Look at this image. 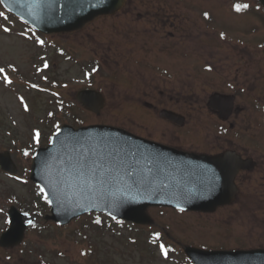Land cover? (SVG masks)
<instances>
[{"label":"rangeland","instance_id":"374dc122","mask_svg":"<svg viewBox=\"0 0 264 264\" xmlns=\"http://www.w3.org/2000/svg\"><path fill=\"white\" fill-rule=\"evenodd\" d=\"M127 3L115 15L98 18L79 31L50 36V38L59 41L67 40V44H71L69 47L72 51V59L63 60V58L57 57L49 74L52 78L58 77V90L71 99L75 97L76 91L86 83H93L95 88L104 90L106 105L99 115L79 106L76 108V115L82 120H86V124H115L146 133L141 128L137 129L138 126L143 125L141 120L143 116L141 114L133 115L138 112V102L142 101L143 95L135 97L132 96V93H136L141 84L146 89L145 82L156 78L157 63L160 56L151 53L150 59H145L140 51L141 47L150 49L153 45L157 52L162 54V51L172 47L175 41V37L171 35L172 31L169 29L171 27L170 20L187 23V20L201 18V12L207 8L212 9L215 16H220L221 9H230L231 0H128ZM162 12H172L168 16L171 18L167 20L169 23L166 26L168 30L162 28L161 23L156 24L155 16ZM225 16L224 14L220 17L221 22L224 21ZM252 18L258 19L252 13L246 14L243 18H235V15H229V19L243 29H248V23ZM244 23L245 25L242 26ZM192 32L212 33L214 29L206 28L203 23L200 30L193 29ZM248 36L254 40L253 43L256 46L251 45L242 49L233 46V43L227 47L229 43L226 42L224 48H221L214 44L201 43V48L208 56V60L204 58L202 64L204 73L213 71L215 75H219L226 82H236L237 85L248 87L249 92L240 95V99L237 98V102L239 101L241 106H245L243 100L252 103L253 96L264 97V54L262 53L264 51L257 46L259 44L257 42L264 39V24L256 32H249ZM37 50V46L28 39L22 38L17 33H6L0 27V68L11 74L15 81L24 78L27 83V87L23 84L20 85L19 89L17 84L12 81V86L5 83L6 80L3 81L4 83L0 82V109L2 113L9 111L15 116L18 126L17 129L12 128L20 132L24 141H29V138L32 139L33 133L27 127V118L21 107L23 105L21 98L22 100L27 98L36 114L42 115L45 114V109L48 107L47 101L50 96L48 92L36 93L29 89V85H36L41 82L40 76L43 75V73L36 74L40 70L35 67L34 61L39 64L42 62L40 58L34 57ZM199 56L202 57L201 54ZM244 57L247 61L241 63ZM94 59L100 64L99 70L88 75L84 74L83 64L89 66ZM207 63H210L211 66L204 65ZM205 66H210L211 70H206ZM248 93L251 94L252 98L246 96ZM252 113L255 115V110L247 109L237 120L241 122L243 117ZM192 120L190 126L183 131L192 129L193 132L187 133L191 135L198 133L202 139L213 136V129L210 126L202 125L197 129L193 126L197 118L194 117ZM213 123L208 125H213ZM7 125L10 126L9 123ZM7 125L6 128H8ZM251 126V122H246L245 127ZM6 128L0 130V135L5 138H0V142H2L0 148L3 145L6 147L14 145L8 135L9 133L6 132ZM183 131L177 133L172 128L163 126L162 129L154 131V136L165 137L169 142L182 144L186 147L198 145L199 141L196 138L184 135ZM234 145L240 148L244 147L235 141ZM261 145L264 146V143ZM12 154L17 165L25 167L30 165V158H17L14 153ZM23 174L26 175V172ZM247 182H244L243 185L245 189L261 185L260 174L253 180L252 185ZM29 193L28 184H21L15 177L0 171V212L5 207L4 200L9 202V199L13 198V194L23 197L25 201ZM241 203L247 204L248 199H242ZM244 212L248 215L247 211ZM150 214L158 226L169 225L175 230L176 235L185 240L184 242L202 241L223 245L229 242L232 246L243 243L245 246L264 245V226L256 225L254 230L260 228L259 232L256 231L260 234L255 233L256 236L249 238V240L244 238L243 235H247V228L241 226V220L245 217L243 213H239V217L234 218L233 232L228 231L222 225L223 222L220 223L221 227L217 225L216 219L222 220V218L208 214L178 215L169 209L155 207L150 209ZM237 214L235 213V215ZM257 214L263 215L262 212H257ZM87 222H90V218L83 217L57 228L55 223H44V219H41L39 226L30 228L27 232L26 242L23 246L10 249L0 247V264H174L162 259L160 253H157L154 260L144 258V253L141 250L130 243L126 244V241H121L116 236H111V232L103 236L100 230L91 231L89 228L87 229ZM194 223L195 225L192 226ZM4 224L5 215L0 214V233ZM80 229H83L82 232L79 231ZM124 230L127 233L130 231L128 227ZM194 230L201 237H194L191 233ZM216 234H218L217 236L222 235L224 238H215L214 235Z\"/></svg>","mask_w":264,"mask_h":264},{"label":"water","instance_id":"95a60500","mask_svg":"<svg viewBox=\"0 0 264 264\" xmlns=\"http://www.w3.org/2000/svg\"><path fill=\"white\" fill-rule=\"evenodd\" d=\"M12 4H21L24 3V0H11ZM26 3V1H25ZM38 6V19L46 24L52 25L53 30H69L75 27H78L82 22L91 19L93 16L101 13L113 11L114 9L120 6L118 0H36V7ZM53 148H56L55 144ZM74 149L67 148L66 153H72ZM107 150V147H106ZM106 158L111 164V156L107 154ZM120 158V156H119ZM134 159V154L132 152V160ZM10 162V161H9ZM0 163H2L6 168L12 169L9 163L6 162L4 156L0 158ZM11 164V163H10ZM118 166L120 164L116 163ZM60 173L65 172V161L59 159ZM114 173L118 177H122L124 169L116 171L113 169ZM50 176V175H49ZM129 178H124V182H129ZM121 181L118 180L112 187L116 189L120 185ZM52 180L50 179L48 186H51ZM99 191H101L97 186H93L92 190L89 191L82 187L79 190V194H75L68 199L66 208L71 210L70 213L61 212L60 216L64 217L70 214H77L84 210H88L92 207L93 202L98 198ZM139 207V208H138ZM145 209L144 203H135L132 200V211L138 213L137 219H140L141 212ZM137 216V215H135ZM22 235V233H21ZM20 235V237H21ZM20 240V238H19Z\"/></svg>","mask_w":264,"mask_h":264},{"label":"snow or ice","instance_id":"6c2138e0","mask_svg":"<svg viewBox=\"0 0 264 264\" xmlns=\"http://www.w3.org/2000/svg\"><path fill=\"white\" fill-rule=\"evenodd\" d=\"M248 4H235L234 9L237 12H240L242 9L248 8ZM208 14L205 13V16ZM0 16H4L3 12H0ZM7 31V29H5ZM40 43H43V41H40ZM45 67H47V64H45ZM5 70L3 68H0V73H3ZM95 71V69L93 70ZM5 80L7 82L11 83L10 80H8L7 76H5ZM33 87H37V85H33ZM27 107V106H25ZM40 133L37 131L35 138L39 139ZM77 144H80L79 141L76 142ZM25 155H28L27 152L24 153ZM111 155L110 153L108 154ZM77 168V174L82 180V185L85 189L91 191L93 186H97L104 195H111L112 197L116 196V193L112 192L113 185L118 181L122 180L123 177H118L113 169L116 171H119V166L116 164L115 161H112L111 164L109 163L108 159L103 154H97L93 152L92 150H85L82 151L78 157V159L75 161V165ZM130 167V166H129ZM129 179L132 180V183L135 184V172L128 170L124 173ZM43 191V189L41 190ZM47 199V197H45ZM116 203L117 201H113ZM27 215V213H25ZM100 221L97 220V223ZM29 223H32L29 221ZM159 235V234H157ZM163 247V246H162ZM167 253L165 252V255Z\"/></svg>","mask_w":264,"mask_h":264}]
</instances>
